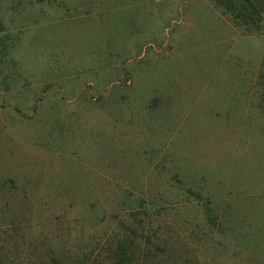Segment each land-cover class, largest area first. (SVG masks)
Listing matches in <instances>:
<instances>
[{
  "label": "rangeland",
  "instance_id": "rangeland-1",
  "mask_svg": "<svg viewBox=\"0 0 264 264\" xmlns=\"http://www.w3.org/2000/svg\"><path fill=\"white\" fill-rule=\"evenodd\" d=\"M0 264H264V32L212 0H0Z\"/></svg>",
  "mask_w": 264,
  "mask_h": 264
},
{
  "label": "trees",
  "instance_id": "trees-1",
  "mask_svg": "<svg viewBox=\"0 0 264 264\" xmlns=\"http://www.w3.org/2000/svg\"><path fill=\"white\" fill-rule=\"evenodd\" d=\"M215 6L240 27L245 34L264 32V0H212ZM3 29V26H0ZM253 109L264 115V74L260 73L255 81ZM131 254L124 247L114 252L112 264H130ZM61 264V263H60Z\"/></svg>",
  "mask_w": 264,
  "mask_h": 264
}]
</instances>
